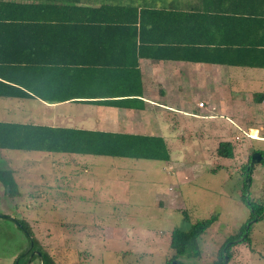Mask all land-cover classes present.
Listing matches in <instances>:
<instances>
[{
    "label": "rangeland",
    "instance_id": "1",
    "mask_svg": "<svg viewBox=\"0 0 264 264\" xmlns=\"http://www.w3.org/2000/svg\"><path fill=\"white\" fill-rule=\"evenodd\" d=\"M230 70L222 83L244 87L236 93L240 126L243 131L256 128L257 137H263L264 106L242 104L254 102L246 90L261 83L233 80ZM34 112H39L36 106ZM3 116L0 122L12 121ZM212 124L229 126L219 117ZM243 131L238 128L240 139L233 141V159L214 158L210 150L200 153L206 149L200 138L169 140V154L180 151L184 162L222 166L197 178L184 176L183 184L163 171L166 164L160 161L0 150V169L13 176L11 189L18 191L16 196L6 193L9 187L0 182V215L7 217L0 216V264H43L38 249L31 261V254L26 258L29 240L17 220L28 224L53 264H167L171 232L187 231L211 217L216 220L199 238V257L181 262H218L222 246L229 238L244 236L249 224L247 241L230 248L227 264H264V160L250 166L248 157L264 153V141L249 139ZM243 198L261 209V220H249L251 208Z\"/></svg>",
    "mask_w": 264,
    "mask_h": 264
},
{
    "label": "crops",
    "instance_id": "2",
    "mask_svg": "<svg viewBox=\"0 0 264 264\" xmlns=\"http://www.w3.org/2000/svg\"><path fill=\"white\" fill-rule=\"evenodd\" d=\"M67 1L71 0H0L28 4H63ZM74 1L82 9L69 15L84 18L83 23L54 25L49 26L50 28L48 25L44 26L47 30H43L44 35L42 34L38 43L42 50L38 48L30 56H20L22 61L28 57L32 59L26 63L49 66L44 69L45 77L40 81L44 99L38 98L40 95L29 88L22 89L29 94L28 98H0V101L5 100L4 104L0 102V117L5 115L6 119L12 120L5 122L1 119L2 123L160 138L167 150L171 139L183 141L200 138L206 146V149H199L200 153H209L210 150L214 158L218 157L216 149L221 142H229L233 148L236 147L233 141H238V128L242 131L245 129L240 126L242 119L238 118L236 93L244 87L224 85L222 79L228 77L227 69H231L234 73L229 78L233 80L235 77L241 81H259L261 85L246 90L250 92L246 94L249 98L255 93L262 94V101L242 103L259 109L264 106V68L235 67L185 59L196 57V50L200 49H205L201 53L204 56L220 55V50L227 44L236 42V30L226 26L227 16L237 15L233 12L236 0ZM241 2L242 0H238L239 22L240 18L246 20L249 15L253 16ZM104 5L123 7L129 11H109L104 14L101 10H96ZM143 10L174 15L160 24L154 21L157 28L155 40H158L155 47H151L149 43L142 46L138 41L140 32H144L148 41L153 38L149 34L151 22H148L146 29H140L138 18ZM116 16H132L131 20L136 17L137 21L136 24L131 23L135 26L122 27L114 23L107 25L105 21L98 20L100 17ZM134 32L137 33L135 40ZM244 32L250 33L252 29L247 31L245 28H238V39L244 38ZM63 69L72 76L61 71ZM117 69L127 73L125 92L107 97L104 94L110 92L108 84L112 81L108 78L98 79L94 74ZM24 77L29 87H38L39 84L34 81L37 76ZM259 89L262 91L256 92ZM104 96L108 98L105 102V98H101ZM7 100L13 106L8 105ZM116 102L124 104L119 106ZM199 102H203L204 106L199 107ZM35 106L38 113L34 112ZM165 115H170L171 119L164 118ZM216 117L227 119L229 126L218 128L220 126L212 124ZM247 128L244 132L257 137L258 129ZM253 132L256 134L253 135ZM227 137L230 139H226ZM233 151L235 157L236 148ZM168 155V161L164 162L166 169L163 167V171H169L181 184L184 183V176L197 178L206 169L215 172L222 167L219 163L216 164L217 167L213 166L210 161L201 163L192 159L184 162L180 151L171 155L168 150ZM82 170L87 171L84 167Z\"/></svg>",
    "mask_w": 264,
    "mask_h": 264
},
{
    "label": "trees",
    "instance_id": "3",
    "mask_svg": "<svg viewBox=\"0 0 264 264\" xmlns=\"http://www.w3.org/2000/svg\"><path fill=\"white\" fill-rule=\"evenodd\" d=\"M235 3L236 4L233 6V12L237 15L227 16L226 20L228 21L226 26L228 29L236 30L235 33L233 32L236 36V42L227 44L224 49L220 50V55L214 54L209 57L204 56L201 53H204L205 49H200L196 50V57H185V59H190V61L194 62L218 63L235 67L264 68V0H242V5L245 8H249L250 14L253 13V16L249 15L246 20L245 18H240V22L238 21V0H236ZM256 5L257 9H255ZM80 9L82 8L75 4L74 0L67 1L63 4L0 2V12H2V15H0V98H28L29 94L22 89L29 88L30 91L34 89L35 92L38 93V96L40 95L38 98L44 99L41 92V90L43 91V86H40V81L45 77L43 75L44 69L49 66L26 63L32 59H29L30 57H28V59L22 61L20 56L23 54H29L28 56H30L37 52L38 48L42 50V46L38 47V43L41 40L40 37H42L47 30L43 28L44 26L48 25V27H53L54 25L83 23L82 21L84 18L82 19L75 15H69L71 13L74 14L75 11ZM96 10H101L104 14H107L109 11L119 13H122L120 11H129L127 8L109 5H104ZM172 16L174 15L165 12L143 10L138 18L140 29H146L148 22H151L149 34L153 36V38L148 41L144 32H140L138 37L140 45L144 46L146 43H149L151 47H155L158 40H155V37H157L155 35L157 28L154 21L160 24L161 21L170 20ZM131 19L132 16L125 18L122 16L98 18V20L105 21L107 25H111L109 23H114V25H122V27L128 25L135 26L137 18L133 17V20ZM148 19H151L152 21H148ZM238 28H245L247 31H251L252 29V32H244V38L238 39ZM133 35L135 36L133 38L135 40L137 33L134 32ZM160 40L161 39L159 38V41ZM61 71H64L68 76L70 75L69 77L72 76L70 72H67L64 69ZM95 73L96 74L94 75H97L98 79L108 78V80L112 81L111 84H108L110 92L104 94L107 95V97H113L112 94L125 92V75L127 74L125 70L120 71L117 69L113 70V72L99 71ZM26 75L37 76L38 78L34 79V81L39 84L37 85L38 87H29L27 85V79L24 77ZM107 97L104 96L101 98H105V100H103L105 102L106 99H108ZM90 99H96V97H90ZM262 99V94H254L253 101L259 103ZM116 103H119L116 104L119 106L124 104V102L122 104L120 102ZM233 149L231 143L221 142L216 149V153L220 158L232 159L234 157ZM0 150L94 155L160 162H167L169 159L167 147L160 138L109 135L105 133H94L73 129H50L42 126L2 122H0ZM261 154L264 157V153ZM250 170L251 168L247 171L248 176ZM0 182L9 187L7 191L5 190L6 193L13 196L17 195L18 191L15 190V188L14 190L11 189V186L14 187V185H16L13 176L6 173L3 169H0ZM243 202L251 208L252 215L249 220L254 219V221H258L262 219L263 215H259L261 214L260 208L258 210L257 206L249 199L243 198ZM2 217L7 218L6 216ZM215 220L214 217H211L200 221L191 226L187 231L178 229L173 230L170 234L169 240V247L172 250V256L167 261V264H171L172 261L184 264L180 259L190 260L199 257V238L211 227ZM15 223H18L22 229H24V233L29 240L28 243L30 244V242H32L31 250L27 253L26 258H30L31 254V261L35 255L34 250L38 249L39 257L43 261L42 263L53 264L52 260L43 250V247L42 249L40 248L42 245L33 238V232L28 224L18 220L15 221ZM249 230L250 225L247 229L248 233ZM235 238L236 237L229 238L227 242H230ZM246 241L247 238L243 240V242ZM225 244L219 252V261L214 264H222L225 255L228 257V261L231 258L229 250L233 245L225 249ZM224 250L225 254L223 253Z\"/></svg>",
    "mask_w": 264,
    "mask_h": 264
},
{
    "label": "water",
    "instance_id": "4",
    "mask_svg": "<svg viewBox=\"0 0 264 264\" xmlns=\"http://www.w3.org/2000/svg\"><path fill=\"white\" fill-rule=\"evenodd\" d=\"M262 159H263V156H262V154L260 152L256 151V152L252 153L250 155V166H252L254 163H258V162L262 161ZM247 183H249V180H247ZM0 216H2V215H0ZM248 227H249V224H248L247 228ZM246 233H247V231H246ZM246 233L240 239H236V240H233L230 243H226L225 249L228 248L230 245H234L236 243H240L241 241H243L244 238L246 237ZM31 247H32V242H30L26 253H28L31 250ZM223 253L225 254V250L223 251ZM37 255H39V253ZM227 262H228V257L225 255L224 261H223L222 264H227ZM171 264H179V263L173 261Z\"/></svg>",
    "mask_w": 264,
    "mask_h": 264
},
{
    "label": "built area",
    "instance_id": "5",
    "mask_svg": "<svg viewBox=\"0 0 264 264\" xmlns=\"http://www.w3.org/2000/svg\"><path fill=\"white\" fill-rule=\"evenodd\" d=\"M198 106H199V107H203V106H204V103H203V102H199V103H198ZM243 133H244V135H245L246 137H248L249 139L264 141V136H263V137H253V136H251V135H250L249 133H247V132H244V131H243ZM237 139L239 140L240 137L238 136Z\"/></svg>",
    "mask_w": 264,
    "mask_h": 264
},
{
    "label": "flooded vegetation",
    "instance_id": "6",
    "mask_svg": "<svg viewBox=\"0 0 264 264\" xmlns=\"http://www.w3.org/2000/svg\"><path fill=\"white\" fill-rule=\"evenodd\" d=\"M254 152H256V151H254ZM254 152H252V153H254ZM252 153H251V154H252ZM262 160H264V157H263V159H262ZM230 242H232V241H230ZM230 242H227V243H230ZM225 245H226V244H225ZM27 259H29V257H28Z\"/></svg>",
    "mask_w": 264,
    "mask_h": 264
},
{
    "label": "clouds",
    "instance_id": "7",
    "mask_svg": "<svg viewBox=\"0 0 264 264\" xmlns=\"http://www.w3.org/2000/svg\"><path fill=\"white\" fill-rule=\"evenodd\" d=\"M232 241H233V240H232ZM230 246H232V245H230ZM230 246H229V247H230Z\"/></svg>",
    "mask_w": 264,
    "mask_h": 264
}]
</instances>
